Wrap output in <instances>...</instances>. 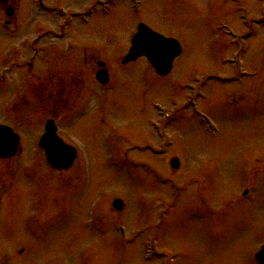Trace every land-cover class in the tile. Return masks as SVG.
Here are the masks:
<instances>
[{
	"label": "rangeland",
	"instance_id": "obj_1",
	"mask_svg": "<svg viewBox=\"0 0 264 264\" xmlns=\"http://www.w3.org/2000/svg\"><path fill=\"white\" fill-rule=\"evenodd\" d=\"M45 2L82 13L96 9L88 22L74 19L61 36L64 18L39 11L34 3L24 17V35L9 40L24 43L23 58L35 57L33 66L41 72H47L41 52L47 48L73 54L74 73L80 56L87 59L88 94L73 95L72 112L57 117L61 136L77 147L79 157L69 170H51L38 145L45 121L65 113L50 114L66 101L49 97L54 95L49 79L36 82L24 73L25 91L8 110L4 106L16 84L0 82V123L14 124L22 136L20 158L0 163L11 199L0 209V264H162L165 254L170 264H256L251 254L264 242L263 170L255 175L252 196L241 197L252 184V163L264 169V69H259L264 27L254 25L256 37L244 45L257 77L224 84L218 76L228 79L233 73L220 59L231 56L234 47L224 50L229 38L217 28L223 24L236 35H251L252 27L240 22L236 2L257 19L263 2L138 0L137 7L134 0ZM104 2L106 14L100 11ZM141 22L176 37L184 47L165 77L145 58L123 63ZM6 43L0 37V52ZM34 48L41 52L38 58ZM98 61L110 73L106 87L96 79ZM194 71L215 75L195 100L198 111L215 123V133L193 113L192 90L181 85L196 81ZM56 79L57 91L63 79ZM225 92L232 95L229 102ZM32 105L34 116L23 126L21 115ZM121 155L137 165L123 164ZM176 156L179 169L171 166ZM115 198L125 202L122 211L114 208ZM209 206L218 212L208 211ZM116 224L126 229V241L117 238ZM151 235L157 252L147 260Z\"/></svg>",
	"mask_w": 264,
	"mask_h": 264
},
{
	"label": "flooded vegetation",
	"instance_id": "obj_2",
	"mask_svg": "<svg viewBox=\"0 0 264 264\" xmlns=\"http://www.w3.org/2000/svg\"><path fill=\"white\" fill-rule=\"evenodd\" d=\"M42 3L46 4L48 7V3L45 2V0H41ZM35 3V0H0V37L3 39V42H7L6 45H3L2 50L0 52V80L3 81V83L8 86V84H16V86H13L14 90H17V93L12 97L11 102L14 100L19 99V91L18 89H21L22 91L24 90V73L27 75L33 77V80H36V82H43L46 79L50 84L52 85L53 93L54 95H49L51 98L55 99H60V100H65V107H58L55 108V110L51 111L52 112H65L70 113L73 108H72V96L75 95V97H81L84 94H88V92H85V70L84 66H86L87 59L85 60L84 56H80V69L74 73V69L71 68V64L69 61L72 60L73 54H66L67 51L58 49V48H47L44 51V54L46 56H42L47 58V60H44V63L47 64V72L46 75L43 74L45 72H41L37 69V67L34 68L33 63L35 60V57H32L31 61H25L24 57V43L20 44L18 41L21 38L22 35H24V27L22 26L24 23V17L30 13L32 5ZM50 11H45L50 14H55L57 9H66L68 8V13L76 18L77 16L81 15L82 12H79L78 10L72 11V7L68 5V7H60L59 8H52L48 7ZM67 11V10H66ZM263 17L257 18H252V25H253V30H252V38L256 37V31L254 25H262L264 27V22H263ZM247 25V24H244ZM16 39L18 40L17 43L15 44H9L10 39ZM251 38V39H252ZM36 57L41 53L40 50H37ZM60 52L64 53L61 54ZM68 57V61H67ZM78 58V56H75ZM38 58V57H37ZM261 65L260 67L264 68V49L262 51V55L260 57ZM248 61H246V64L248 65ZM61 64H64L65 66V71L62 69ZM27 70V71H26ZM26 76V75H25ZM61 77L63 79L61 87L56 91V84H53L52 79H56V77ZM38 80V81H37ZM57 80V79H56ZM259 81H256V83ZM247 85V84H246ZM255 89L256 92H258L259 87L258 85L255 84ZM49 87V86H48ZM247 87V86H246ZM50 88V87H49ZM242 90V89H241ZM245 92L244 90H242ZM24 92V91H23ZM237 93L239 96H243L245 93ZM22 93V92H21ZM20 93V94H21ZM226 93V92H225ZM254 93V94H255ZM227 95V93H226ZM228 96V102L232 100V95H227ZM49 98V100H51ZM11 102L6 103V108ZM244 103L246 105L248 104V101L245 100ZM5 110H8L6 109ZM55 114V113H53ZM57 114V113H56ZM60 114V113H59ZM31 115V114H28ZM7 162L8 159H0V163ZM253 166L250 169L251 175H252V184L251 186H246L243 190L242 197L241 198H250L252 196V191H253V185H255L254 180H255V175L260 173L264 169H260L261 167L257 168L255 166V163H252ZM1 178H0V209L4 207L5 205H8L10 202L9 198V190H8V179H7V174H4L5 170L1 166ZM15 194V193H14ZM212 203H214L212 201ZM197 204V203H196ZM229 205H225L223 208H219L221 210H225L228 208ZM218 209H216L214 206H209L208 211L212 212H218Z\"/></svg>",
	"mask_w": 264,
	"mask_h": 264
},
{
	"label": "water",
	"instance_id": "obj_3",
	"mask_svg": "<svg viewBox=\"0 0 264 264\" xmlns=\"http://www.w3.org/2000/svg\"><path fill=\"white\" fill-rule=\"evenodd\" d=\"M181 53L182 48L177 40L166 38L148 26L141 24L133 39V46L124 62L136 60L138 57L145 55L159 74L166 75L171 71L174 59ZM99 65L103 66L104 64L99 63ZM97 77L103 83L108 81V73L105 69L99 71ZM18 144L19 136L10 128L0 125V157L15 155ZM41 146L46 149L48 160L54 167L68 168L75 160V149L57 136L56 127L51 122L42 138ZM173 165L178 166V160H174ZM114 205L121 210L123 202L117 199L114 201ZM257 260L264 264V248L257 255Z\"/></svg>",
	"mask_w": 264,
	"mask_h": 264
}]
</instances>
